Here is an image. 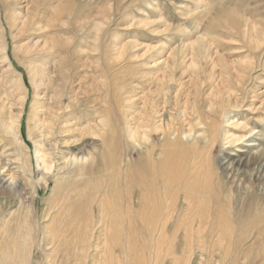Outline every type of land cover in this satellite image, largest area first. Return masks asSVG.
I'll return each instance as SVG.
<instances>
[{
    "label": "rangeland",
    "instance_id": "obj_1",
    "mask_svg": "<svg viewBox=\"0 0 264 264\" xmlns=\"http://www.w3.org/2000/svg\"><path fill=\"white\" fill-rule=\"evenodd\" d=\"M255 151L264 0H0V242L28 222L15 264H264ZM214 172L226 228L192 200Z\"/></svg>",
    "mask_w": 264,
    "mask_h": 264
},
{
    "label": "bare ground",
    "instance_id": "obj_2",
    "mask_svg": "<svg viewBox=\"0 0 264 264\" xmlns=\"http://www.w3.org/2000/svg\"><path fill=\"white\" fill-rule=\"evenodd\" d=\"M201 38H203L202 36H201ZM199 40H202V39H199ZM198 121V120H197ZM199 127V126H198ZM250 132H252V133H250ZM250 136H246L245 134V139H247L248 137L250 138L251 136H254L255 135V131H253V130H250ZM187 135V134H186ZM192 136V135H191ZM190 136V137H191ZM195 136V135H194ZM196 138H198V139H200V141H201V144H204L205 145V148H207V149H209V155L211 154V152L213 151V149H215L216 148V144L218 143L217 142V139H215V138H213L214 136L212 135V134H207V133H205V132H199V131H197L196 132V136H195ZM252 140V142L249 144V145H251V146H253V145H256V143H254L253 141H254V139H251ZM203 141V142H202ZM209 141V142H208ZM235 142V141H234ZM241 143V142H240ZM239 142L237 143V144H240ZM227 146L226 147H228V148H232V145H231V141L229 142L228 141V144H226ZM257 147V146H256ZM238 151H241L240 150V148L238 147V149H237ZM257 152L258 151H255L254 153H253V157H247V159H246V161H245V166L247 165V164H249V165H260V164H262V163H264V153L263 152H261V154L259 155V156H257V157H255L256 156V154H257ZM205 154V153H204ZM206 155V154H205ZM237 156L238 157H240V154L238 155L237 153H236V155H235V157L237 158ZM235 157H229L228 158V156L227 157H224V160L226 159V163H227V166L225 167L226 169H228V170H232L233 168H235V169H237V167L236 166H238V165H240V163H241V160H239V159H236V160H234V158ZM256 158H258L257 159V161L255 160ZM11 159V158H10ZM208 159H210L209 158V156H208ZM43 160V159H42ZM76 160V159H75ZM79 160V159H78ZM81 160V159H80ZM83 160H84V158H83ZM211 160V159H210ZM255 161V162H254ZM254 163V164H253ZM243 164V163H242ZM44 165V164H43ZM2 166V165H1ZM0 166V167H1ZM62 166V165H61ZM64 166H66V164L64 165ZM3 167H5V166H3ZM2 167V168H3ZM49 168V167H48ZM62 168H64V167H60V169H62ZM2 170H4V169H2ZM8 170V169H7ZM47 170V169H46ZM234 170V169H233ZM182 171V170H181ZM180 171V172H181ZM234 171H238V170H234ZM4 172V171H3ZM5 172H7L6 170H5ZM44 173V172H43ZM204 173V172H203ZM8 174V173H7ZM48 174H46V175H43V177H41L42 179H43V181H45V182H47L46 181V179L48 178V176H47ZM6 176V175H5ZM226 175H224L222 178H220V177H217L216 176V174H215V172L213 173V175H212V177L211 178H209L210 179V181H209V179L208 180H204L203 182V184H201V186H203L202 187V189H199L197 192H196V194H194V198L192 199V200H200L201 199V202H202V200L203 199H205V196H206V203H205V205L203 206V207H206V208H208V213L211 215V214H214V220L216 221V225H224L222 228H226V225H227V223H226V219H227V217H226V213H225V211H224V206H223V204H224V202L226 203V205H228V202H229V200L227 199V200H225L224 198H223V195H220L219 194V192L221 191L220 190V186H221V183H222V179L225 177ZM11 177V176H10ZM47 177V178H46ZM196 177L198 178V179H200V178H202V177H204L203 175H202V177H199L198 175H196ZM13 178V177H12ZM14 179V178H13ZM195 182H196V180H195ZM201 182V181H200ZM205 185V186H204ZM181 195V194H180ZM205 195V196H204ZM197 201H195V202H192V204H191V206H189V208L190 209H193L194 207H195V203L197 202ZM224 201V202H223ZM188 202H190L191 203V200L189 199V196H188ZM187 203V202H186ZM247 203H249L250 205H251V208H252V206L254 205L253 203H254V200H253V197H250L249 199H247ZM202 207V208H203ZM16 214V213H15ZM28 214V213H27ZM195 214H197V213H195ZM198 214H199V223L202 225V226H204V224L206 223V220H204L203 219V214H201V211L200 212H198ZM264 214V213H263ZM28 218L30 219V214H28ZM187 216V215H186ZM245 217L243 218V225L245 224L244 223V220H246V219H248V218H250L251 217V214H246V215H244ZM21 218H23V220L22 219H20V215L19 214H16V215H13L12 216V218H11V220L10 221H12V223H11V226H10V230H9V233H5L6 234V236L8 235V238L7 237H4L3 238V240L0 242V256L1 255H3L4 253H5V250L7 249V248H10V249H12L13 250V256H9V255H4V256H2V261H1V258H0V264H15V262H16V260H19V255L20 254H18V255H16L15 256V253H16V251H17V249H19V245L20 244H22V237H23V235H24V226H26V225H28V222H25L24 221V219H25V214H24V216L23 217H21ZM9 220H6L4 223L6 224V223H8V222H10ZM15 221H17L18 222V225L19 224H21V230L20 231H18V232H16V236H18L19 235V237H20V239H18V240H15V239H13V240H11L10 238L12 237V235H13V233L15 232V230H16V227L18 226L16 223H15ZM4 224V225H5ZM199 224V225H200ZM201 225H200V227H201ZM213 225H214V223H213ZM205 226H206V224H205ZM4 227V229H5V226H3ZM19 227V226H18ZM237 229L239 228V223H237ZM243 227V226H242ZM20 228V227H19ZM28 229V228H27ZM218 230H220V229H218ZM30 235H32V232H31V234ZM262 237H264V231L262 232ZM202 236H203V234H202ZM202 236H200V237H202ZM21 240V241H20ZM46 242H47V244H49V245H51L53 242H54V238L53 237H51L50 239H49V237L47 238V240H46ZM46 250H52V248L51 247H47V249ZM60 251V250H59ZM228 251V250H227ZM28 259V257L25 255V257H24V264H27V260ZM31 262V261H30Z\"/></svg>",
    "mask_w": 264,
    "mask_h": 264
}]
</instances>
